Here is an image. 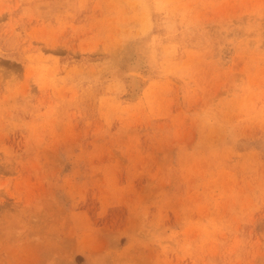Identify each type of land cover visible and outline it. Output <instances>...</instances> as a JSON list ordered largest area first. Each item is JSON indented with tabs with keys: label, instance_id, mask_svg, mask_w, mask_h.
<instances>
[{
	"label": "rangeland",
	"instance_id": "1",
	"mask_svg": "<svg viewBox=\"0 0 264 264\" xmlns=\"http://www.w3.org/2000/svg\"><path fill=\"white\" fill-rule=\"evenodd\" d=\"M0 264H264V0H0Z\"/></svg>",
	"mask_w": 264,
	"mask_h": 264
},
{
	"label": "bare ground",
	"instance_id": "2",
	"mask_svg": "<svg viewBox=\"0 0 264 264\" xmlns=\"http://www.w3.org/2000/svg\"><path fill=\"white\" fill-rule=\"evenodd\" d=\"M131 66H132V65H131ZM127 68H128V66H127ZM129 68H130V66H129ZM134 68H135V67H134ZM127 72H128V71H127ZM127 72H126V73H127ZM132 73H134V72H132ZM119 74H121V73H119ZM124 75H126V74L124 73ZM124 75H123V76H124ZM123 76H122V77H123ZM126 76H127V75H126ZM127 86H128V85H127Z\"/></svg>",
	"mask_w": 264,
	"mask_h": 264
}]
</instances>
